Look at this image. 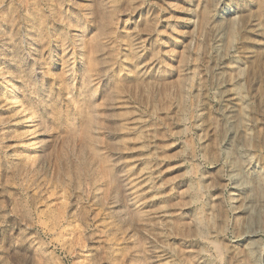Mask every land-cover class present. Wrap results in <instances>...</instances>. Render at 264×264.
<instances>
[{
	"label": "rangeland",
	"instance_id": "1",
	"mask_svg": "<svg viewBox=\"0 0 264 264\" xmlns=\"http://www.w3.org/2000/svg\"><path fill=\"white\" fill-rule=\"evenodd\" d=\"M0 71V264H264V0H0Z\"/></svg>",
	"mask_w": 264,
	"mask_h": 264
},
{
	"label": "bare ground",
	"instance_id": "2",
	"mask_svg": "<svg viewBox=\"0 0 264 264\" xmlns=\"http://www.w3.org/2000/svg\"><path fill=\"white\" fill-rule=\"evenodd\" d=\"M4 47V46H3ZM7 59V58H6ZM7 61V60H6ZM0 72H2V71H0ZM3 73V72H2ZM5 78V77H4ZM9 78V77H8ZM11 80V79H10ZM15 80V79H14ZM8 81V80H7ZM9 84V83H8ZM1 96V95H0ZM227 99V98H226ZM0 102H1V100H0ZM17 106L16 105H14V104H12V102H10V101H8V100H3V102H1L0 103V108L1 109H3V110H7V111H9L8 113V115L3 119V123H5V124H7V126L9 127V126H19V129L18 130H20V132H25L26 130H25V128L26 127H24V113H23V111L22 110H20L19 108H16ZM25 112V111H24ZM26 114V113H25ZM4 115V114H3ZM26 119V118H25ZM2 125V124H1ZM7 128V127H6ZM9 129H11L10 127H9ZM29 129H31V128H29ZM8 130V129H7ZM28 130V129H27ZM9 131V130H8ZM10 132V131H9ZM32 133V132H31ZM12 134V133H11ZM8 135V134H7ZM10 135V134H9ZM6 136V135H5ZM15 136L18 138L19 136L18 135H16L15 134ZM14 137L12 136V135H10V136H8V141H11L12 139H13ZM16 139V138H15ZM14 139V140H15ZM19 140H21V139H19ZM24 140V139H23ZM16 141V140H15ZM14 142V141H13ZM19 143V142H18ZM241 143V142H240ZM16 145H17V143H16ZM13 146V145H12ZM18 146V145H17ZM22 147V146H21ZM20 148V147H19ZM16 151H17V149H16ZM19 151V150H18ZM19 153V152H18ZM16 155V154H15ZM17 156V155H16ZM19 156H21L20 154H19ZM242 156V155H241ZM16 158V157H15ZM28 158V157H27ZM23 159V158H22ZM24 159H26L25 157H24ZM19 161V160H18ZM29 161V160H28ZM31 162V161H30ZM14 163V162H13ZM29 163V162H28ZM26 164V163H25ZM25 164H23L24 166H26ZM18 165V164H17ZM22 165V166H23ZM16 166V165H15ZM18 169H19V166H18ZM20 169H21V167H20ZM28 170V169H27ZM24 171V170H23ZM246 193V192H245ZM135 194V193H134ZM245 195V194H244ZM243 195V196H244ZM123 215V214H122ZM196 221V225H198V224H200V222L199 221H197V219H195ZM256 234H257V232L256 231H251V232H249V233H247V234H245L244 236L245 237H247L248 239H251V238H253V237H255L256 236ZM252 240V239H251Z\"/></svg>",
	"mask_w": 264,
	"mask_h": 264
}]
</instances>
